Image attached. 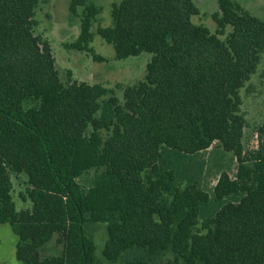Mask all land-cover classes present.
I'll return each mask as SVG.
<instances>
[{
    "label": "trees",
    "instance_id": "1",
    "mask_svg": "<svg viewBox=\"0 0 264 264\" xmlns=\"http://www.w3.org/2000/svg\"><path fill=\"white\" fill-rule=\"evenodd\" d=\"M96 1L71 0L80 34L65 48L104 61L91 47ZM217 3L215 33L192 21L193 0L112 5L113 25L98 35L116 58L152 55L120 101L71 72L62 80L50 41L36 34L39 0H0V224L18 237L19 261L264 264V126L247 149L241 96L264 55V21L235 0ZM215 144L236 170L210 187L200 157ZM22 175L31 207L18 211L13 177ZM56 236L61 254L43 256Z\"/></svg>",
    "mask_w": 264,
    "mask_h": 264
},
{
    "label": "rangeland",
    "instance_id": "2",
    "mask_svg": "<svg viewBox=\"0 0 264 264\" xmlns=\"http://www.w3.org/2000/svg\"><path fill=\"white\" fill-rule=\"evenodd\" d=\"M122 0H97L101 7V14L95 22L92 32L94 34L91 47L95 54L104 58V61L94 60L91 54L69 50L66 44L74 43L80 34V16L70 13L71 0H39L36 11L38 27L36 34L43 35L52 46L56 66L64 82H68V72L79 82L89 84H100L115 93L120 101H123V92L127 86L135 85L145 79L147 65L152 55L142 53L139 56L118 60L112 45L108 44L100 35L99 27H111L113 20L111 16L112 5ZM200 10V14L194 16L192 21L199 25L207 26L212 33L216 32L217 24L213 15L219 11L217 0H193ZM253 15L264 21V0H235ZM79 9L78 13L81 14ZM232 32L228 26L225 39ZM243 99L242 111L245 115L247 126L244 130L243 143L249 150L256 148L260 140V129L264 126V55L258 71L252 76L247 86L241 91ZM200 157L206 164V182L213 187L222 171L231 175L236 170V162L231 153H227L221 146L215 144L211 149ZM92 174H89L82 183L89 186ZM27 176L13 177L14 201L18 211L31 207V202H24L20 194L26 189ZM18 237L8 223L0 224V264H25L17 259ZM105 240L101 231L96 235L98 253L104 248ZM62 245L56 236L42 252L43 256H55L61 254Z\"/></svg>",
    "mask_w": 264,
    "mask_h": 264
}]
</instances>
